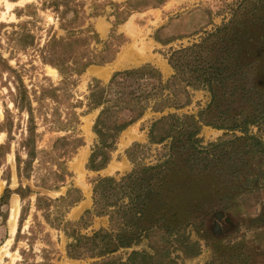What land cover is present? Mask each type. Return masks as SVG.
<instances>
[{
    "label": "rangeland",
    "instance_id": "374dc122",
    "mask_svg": "<svg viewBox=\"0 0 264 264\" xmlns=\"http://www.w3.org/2000/svg\"><path fill=\"white\" fill-rule=\"evenodd\" d=\"M127 1L0 0V126L8 129V134L0 132V145L6 144L10 137L9 151L0 159V196L5 188L13 191L19 184L37 193H30L22 201L11 193L5 205L0 203V264L116 263L124 262L134 251L151 256L154 248L164 245L168 247L169 258H175L176 264L214 261L218 264L225 260L217 258L219 254L215 249L221 246L229 248L224 258H231L226 264H264V221L247 222L259 214L264 203V190L235 195L227 212L216 213L201 224L195 223V228L181 225L177 234L173 232L167 236L159 229L154 235L147 233L148 236L141 237L129 248L118 249L103 257L82 254L73 258L66 254L67 245L72 242L71 231L90 236L108 227L107 217L95 216L92 211L93 182L106 177L118 180L134 165L154 164L163 154L165 142L148 144L146 134L150 123L166 114L195 116L209 101L206 91L188 89V105L176 110L167 108L160 113L146 110L118 134L108 162L94 171L88 170L86 164L96 142L92 128L100 108L87 106L88 86L95 80L99 85H106L112 74L145 65L155 69L162 83H167L173 75L167 62L169 54L198 43L206 34L225 24L229 15L224 5L234 0H165L156 8L120 12L121 5ZM94 14L98 16L93 17ZM240 16H245L241 22L261 21L264 9L256 5L250 13L240 11L233 23L239 22ZM121 18L126 19L119 23ZM221 36L226 41L220 43L218 39H211L213 46L244 47L247 43L246 47H253L248 41H254L253 38L260 39L259 42L264 40V24H247L246 28L229 25ZM69 41L72 43L66 45ZM101 57L108 58L100 63ZM47 58L56 66L42 62ZM87 60L93 64L79 73L72 71ZM58 67H62L63 74H59ZM17 77L26 91L34 126L33 145L38 151L29 177H22L19 184L14 150L25 133L28 117L25 111L13 107ZM5 119L7 124L3 125ZM248 131L255 133L254 128ZM234 136L242 135L239 131L228 132L203 125L197 134L201 146ZM260 137L264 145V133ZM61 138L64 142L57 141ZM75 138L81 145L72 150L70 147ZM134 144L144 148L136 151L130 161L126 150L132 149ZM63 151L66 153L61 155ZM19 154L24 160V154L20 151ZM246 160L247 168L257 162L255 156L246 157ZM56 170L67 174L61 183L51 174ZM70 190H76L78 194ZM66 194V200H58ZM36 196L51 202L36 210ZM76 197L78 201L72 203L71 199ZM27 201L28 204H24ZM205 201H211L205 207L218 208L211 198ZM21 207L24 216L16 234ZM224 213L230 216H224ZM185 238L197 243L198 253L182 254L176 250L179 246L174 239L178 242ZM161 255L165 257L163 252ZM157 258H160L159 254Z\"/></svg>",
    "mask_w": 264,
    "mask_h": 264
},
{
    "label": "trees",
    "instance_id": "16d2710c",
    "mask_svg": "<svg viewBox=\"0 0 264 264\" xmlns=\"http://www.w3.org/2000/svg\"><path fill=\"white\" fill-rule=\"evenodd\" d=\"M164 1L129 0L121 5L120 12L136 8H156ZM256 5L259 9H264V0H234L224 5L229 15L225 24L206 34L198 43L169 54L167 62L173 75L167 83H162L155 69L145 65L112 74L106 85H99L95 80L88 86L87 106L90 109L100 108L92 128L96 142L86 164L88 170L94 171L103 168L108 162L109 152L113 149L118 134L139 119L146 110L160 113L167 108L180 109L189 104L188 89L206 91L209 101L195 116L166 114L150 123L146 134L148 144L165 142L164 152L154 164L134 165L130 172L118 180L106 177L93 182L92 211L95 216H106L108 227L99 229L90 236L71 231L72 242L66 248L68 256L78 258L82 254H93L103 257L118 249L129 248L141 237L148 236L147 233L154 235L159 229L168 236L173 232L177 234L181 225L195 228V223L201 224L216 213L227 212L235 195L264 190V145L260 137L264 133V40H249L253 47H246L247 43L244 47H228L226 44L213 46L211 42L214 39H218L220 43L225 42L226 39L220 37V34L225 33L229 25L232 28H239L240 25L246 28L247 24H264V17H261V21L241 22L245 16H240L239 22L233 23L238 12L250 13L256 9ZM125 19L121 18L119 23ZM237 33L240 36V32ZM71 43L69 41L66 45ZM107 58L101 57L100 63ZM42 62L53 64L48 58L42 59ZM91 64L93 63L89 60L84 61L72 71L79 73ZM58 71L60 75L63 74L62 67H58ZM14 84L13 107L18 111H25L28 117L25 133L18 142V148L14 150L15 174L19 184L22 177H29L38 151L33 145L34 126L26 91L18 77ZM5 122L6 119L2 124H7ZM202 125L228 132L239 131L242 136H234L229 140L220 139L201 146L197 134ZM249 128H254L255 133L249 134ZM0 132L8 134V129L0 126ZM9 139L8 136L6 144L0 145V159L9 151ZM57 141L64 142V138ZM72 142V150L81 145L77 138L72 139ZM143 148L134 144L132 149L126 150L128 159L132 161L136 151ZM19 151L24 154V160ZM64 153L66 151L61 155ZM254 156L257 158L256 164L247 168L246 157ZM51 174L58 183L63 182L67 176L58 170ZM69 192L77 193L76 190ZM11 193L18 195L20 201L30 193L37 195L28 186L22 187L19 184L13 191L5 188L0 196V203L5 205ZM68 194L58 200H66ZM208 198L218 204L217 209L204 206L211 204V201H205ZM71 201L75 203L78 197ZM50 202L48 198L36 196L34 207L41 210ZM24 204H28V201ZM84 213L89 214V211ZM23 216L21 207L16 234L19 233ZM224 216L230 214L224 213ZM263 221L264 203L259 214L247 222L258 224ZM195 234L197 235L196 232ZM174 241L179 246L176 250L182 254L198 253L197 243L187 238ZM227 249L229 248L226 246L215 249L219 254L217 258L225 259L218 264H226L231 258H224ZM167 253L168 247L164 245L154 248L151 256L134 251L127 255L124 262L104 264H176L175 258H169ZM157 254L160 258H157ZM151 259L154 260L151 262Z\"/></svg>",
    "mask_w": 264,
    "mask_h": 264
},
{
    "label": "clouds",
    "instance_id": "9594fccd",
    "mask_svg": "<svg viewBox=\"0 0 264 264\" xmlns=\"http://www.w3.org/2000/svg\"><path fill=\"white\" fill-rule=\"evenodd\" d=\"M8 8H11L12 7V5H6Z\"/></svg>",
    "mask_w": 264,
    "mask_h": 264
},
{
    "label": "bare ground",
    "instance_id": "6f19581e",
    "mask_svg": "<svg viewBox=\"0 0 264 264\" xmlns=\"http://www.w3.org/2000/svg\"><path fill=\"white\" fill-rule=\"evenodd\" d=\"M12 218L14 219V215L12 216Z\"/></svg>",
    "mask_w": 264,
    "mask_h": 264
}]
</instances>
